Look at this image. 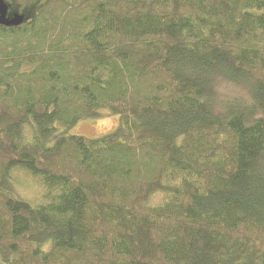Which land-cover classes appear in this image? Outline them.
Wrapping results in <instances>:
<instances>
[{
  "label": "trees",
  "instance_id": "trees-1",
  "mask_svg": "<svg viewBox=\"0 0 264 264\" xmlns=\"http://www.w3.org/2000/svg\"><path fill=\"white\" fill-rule=\"evenodd\" d=\"M4 1L0 264H264V0Z\"/></svg>",
  "mask_w": 264,
  "mask_h": 264
},
{
  "label": "rangeland",
  "instance_id": "rangeland-1",
  "mask_svg": "<svg viewBox=\"0 0 264 264\" xmlns=\"http://www.w3.org/2000/svg\"><path fill=\"white\" fill-rule=\"evenodd\" d=\"M119 124V117L114 114H110L107 110L97 114L96 117H91L79 122L73 129V132H78L86 137H98L100 135L113 131ZM76 128V129H75ZM31 190H25L30 193Z\"/></svg>",
  "mask_w": 264,
  "mask_h": 264
},
{
  "label": "water",
  "instance_id": "water-1",
  "mask_svg": "<svg viewBox=\"0 0 264 264\" xmlns=\"http://www.w3.org/2000/svg\"><path fill=\"white\" fill-rule=\"evenodd\" d=\"M9 7L4 0H0V25L7 27L19 26L25 22V16L19 14L10 15Z\"/></svg>",
  "mask_w": 264,
  "mask_h": 264
}]
</instances>
